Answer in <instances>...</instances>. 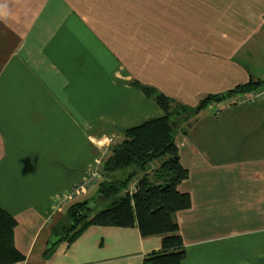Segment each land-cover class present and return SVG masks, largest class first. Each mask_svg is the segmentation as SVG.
Instances as JSON below:
<instances>
[{"label": "crops", "instance_id": "1", "mask_svg": "<svg viewBox=\"0 0 264 264\" xmlns=\"http://www.w3.org/2000/svg\"><path fill=\"white\" fill-rule=\"evenodd\" d=\"M251 78L264 81V0H0V207L23 256L7 264H144L163 236L137 222L68 241L69 209L99 182L49 219L54 197L127 129L163 115L135 82L196 106ZM240 98L176 135L191 195L175 213L181 264H264V88Z\"/></svg>", "mask_w": 264, "mask_h": 264}, {"label": "trees", "instance_id": "2", "mask_svg": "<svg viewBox=\"0 0 264 264\" xmlns=\"http://www.w3.org/2000/svg\"><path fill=\"white\" fill-rule=\"evenodd\" d=\"M135 84L157 102L163 115L127 129L123 139L110 145L96 198L69 209L71 228L66 237L71 242L90 225L129 227L137 222L143 236H163L162 249L148 254L144 264H181L186 251L175 213L190 208L191 195L179 190L189 170L180 161L176 135L186 134L209 105L259 93L264 81L251 78L226 92L204 96L196 106L139 81ZM133 185L135 190H131ZM15 224V219L0 207V264L23 258L13 244Z\"/></svg>", "mask_w": 264, "mask_h": 264}, {"label": "built area", "instance_id": "3", "mask_svg": "<svg viewBox=\"0 0 264 264\" xmlns=\"http://www.w3.org/2000/svg\"><path fill=\"white\" fill-rule=\"evenodd\" d=\"M261 92H253L247 94L241 101L255 100L260 95ZM108 154V149L103 151L102 156L98 157L91 166L88 168L87 172H85L84 176L76 182L70 189L64 191L61 194H58L54 197V206L50 214H48V218L51 219L53 214L57 211V209L69 199H72L79 195L80 193L86 191L93 184L98 183L102 178V170L104 168V158ZM152 166H155V164Z\"/></svg>", "mask_w": 264, "mask_h": 264}, {"label": "rangeland", "instance_id": "4", "mask_svg": "<svg viewBox=\"0 0 264 264\" xmlns=\"http://www.w3.org/2000/svg\"><path fill=\"white\" fill-rule=\"evenodd\" d=\"M100 146H101V145H100ZM100 151H101V149H100ZM96 159H98V157H97ZM91 164H92V163H91ZM90 166H91V165H90ZM90 166H89V167H90ZM95 198H96V196H95ZM102 207H103V206H102ZM99 209H101V204H99L98 210H99ZM96 210H97V208H96ZM94 213H95V212H94Z\"/></svg>", "mask_w": 264, "mask_h": 264}]
</instances>
